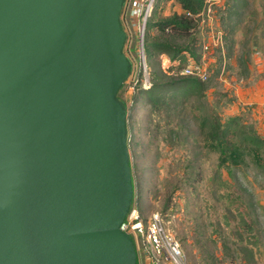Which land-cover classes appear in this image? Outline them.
Listing matches in <instances>:
<instances>
[{"label":"water","instance_id":"water-1","mask_svg":"<svg viewBox=\"0 0 264 264\" xmlns=\"http://www.w3.org/2000/svg\"><path fill=\"white\" fill-rule=\"evenodd\" d=\"M123 0H0V264H136Z\"/></svg>","mask_w":264,"mask_h":264},{"label":"rangeland","instance_id":"rangeland-1","mask_svg":"<svg viewBox=\"0 0 264 264\" xmlns=\"http://www.w3.org/2000/svg\"><path fill=\"white\" fill-rule=\"evenodd\" d=\"M206 1L190 36L150 26L181 13L172 1L158 3L145 35L146 47L164 38L188 48L179 63L163 53L146 57L151 77L163 81L171 78L173 66L200 59L202 43L209 44L203 54L209 74L203 94L185 99L178 94L176 104L151 112L145 95L131 108L137 91L129 92L125 85L118 92L131 108L127 128L137 194L133 208L142 218L161 214L187 264H264V169L250 159L238 166L221 165L205 145L197 119L212 107L222 119L242 111V122L264 137V0Z\"/></svg>","mask_w":264,"mask_h":264},{"label":"trees","instance_id":"trees-1","mask_svg":"<svg viewBox=\"0 0 264 264\" xmlns=\"http://www.w3.org/2000/svg\"><path fill=\"white\" fill-rule=\"evenodd\" d=\"M161 1H172L176 3L181 13H175L172 16L160 19L152 23L153 25H150L151 23L148 22L147 25L156 26L161 33L171 32L181 38L190 36L191 30L197 25V18L207 5L206 0H157L156 6ZM187 13H190L191 16L187 15ZM166 28L170 29V31L166 32ZM144 48L146 57H150L153 53H163L167 54L171 61H177V63L181 60L180 55L188 50L187 47L180 48L179 46L173 45L169 39L164 38H156L150 41L147 47L145 45ZM181 67L179 65L173 66L171 71H178ZM170 73L171 78L168 81L158 79L156 76L154 78L151 77L152 86L148 90H137V93L132 97L131 108H134V105L142 94L146 96L150 111L155 112L159 111L163 106H170L172 102L176 104L178 94L182 95L185 99L191 95H201L207 89L206 83L198 78ZM125 107L126 138L128 145L127 122L131 115V108H128L126 105ZM242 115V111H239V113L227 119H222L215 107H212L204 115H198V125L200 133L204 136V143L211 151L217 153L221 165L238 166L250 159L255 166L264 169V137L254 127L247 126L245 122H242ZM129 165L132 170L130 156ZM131 180L133 195L130 208L133 207L137 198L132 173Z\"/></svg>","mask_w":264,"mask_h":264},{"label":"built area","instance_id":"built-area-1","mask_svg":"<svg viewBox=\"0 0 264 264\" xmlns=\"http://www.w3.org/2000/svg\"><path fill=\"white\" fill-rule=\"evenodd\" d=\"M156 3L157 0H123L119 16L121 28L125 33L122 51L130 62V75L123 86L127 85L129 92L139 89L148 90L152 86L144 46L147 24L153 15ZM187 15L191 16L190 13ZM169 31L170 29L166 28V32ZM208 49L209 44L202 43L200 59L186 66L183 65L178 71L171 72L195 77L201 81L207 80L209 74L203 54ZM120 229L132 238L136 264H187L179 241L166 229L159 212H152L148 217L142 218L132 207L121 223Z\"/></svg>","mask_w":264,"mask_h":264},{"label":"crops","instance_id":"crops-1","mask_svg":"<svg viewBox=\"0 0 264 264\" xmlns=\"http://www.w3.org/2000/svg\"><path fill=\"white\" fill-rule=\"evenodd\" d=\"M248 91H249V90H248ZM248 98H249V97H248ZM258 99H260V97H259V98H257V100H258Z\"/></svg>","mask_w":264,"mask_h":264}]
</instances>
